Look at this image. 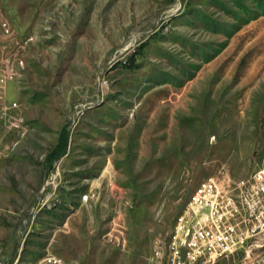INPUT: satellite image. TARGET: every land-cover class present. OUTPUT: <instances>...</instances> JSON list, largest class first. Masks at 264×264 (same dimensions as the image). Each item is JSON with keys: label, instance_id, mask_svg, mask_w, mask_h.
I'll return each instance as SVG.
<instances>
[{"label": "rangeland", "instance_id": "rangeland-1", "mask_svg": "<svg viewBox=\"0 0 264 264\" xmlns=\"http://www.w3.org/2000/svg\"><path fill=\"white\" fill-rule=\"evenodd\" d=\"M2 19L0 257L152 264L200 182L264 163V0H0Z\"/></svg>", "mask_w": 264, "mask_h": 264}, {"label": "built area", "instance_id": "built-area-1", "mask_svg": "<svg viewBox=\"0 0 264 264\" xmlns=\"http://www.w3.org/2000/svg\"><path fill=\"white\" fill-rule=\"evenodd\" d=\"M0 28L6 36L13 33L7 19L0 20ZM15 67L9 58L0 61V87L16 75ZM261 237H264V163L239 182L214 177L200 182L178 218L169 242L153 259H160L162 264H213L240 249L250 253L254 246L264 247ZM19 260L20 255L13 262L0 257V264H18ZM34 264L75 263L49 254ZM252 264H264V250Z\"/></svg>", "mask_w": 264, "mask_h": 264}, {"label": "trees", "instance_id": "trees-1", "mask_svg": "<svg viewBox=\"0 0 264 264\" xmlns=\"http://www.w3.org/2000/svg\"><path fill=\"white\" fill-rule=\"evenodd\" d=\"M70 134L71 123H67L64 125L60 132L58 142L46 155L44 168L47 173L51 172L54 168L55 163L67 154L69 149Z\"/></svg>", "mask_w": 264, "mask_h": 264}, {"label": "crops", "instance_id": "crops-1", "mask_svg": "<svg viewBox=\"0 0 264 264\" xmlns=\"http://www.w3.org/2000/svg\"><path fill=\"white\" fill-rule=\"evenodd\" d=\"M251 242H252V240L248 241L249 244ZM260 242H264V237L260 238ZM262 250H264V247H256V246H254L252 248L250 253L247 250H245V258H244L245 259V263L252 264V262H253L254 258L256 257V255L258 253H260ZM151 262H152V264H162V261L160 259H153V256L151 257Z\"/></svg>", "mask_w": 264, "mask_h": 264}]
</instances>
